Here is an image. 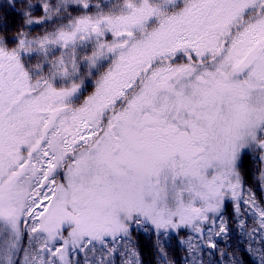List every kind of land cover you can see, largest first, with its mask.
Here are the masks:
<instances>
[{
	"label": "snow or ice",
	"instance_id": "snow-or-ice-1",
	"mask_svg": "<svg viewBox=\"0 0 264 264\" xmlns=\"http://www.w3.org/2000/svg\"><path fill=\"white\" fill-rule=\"evenodd\" d=\"M0 264H264V0H0Z\"/></svg>",
	"mask_w": 264,
	"mask_h": 264
}]
</instances>
